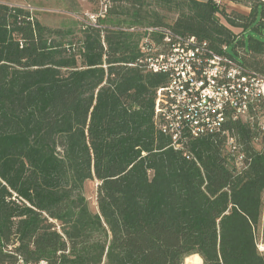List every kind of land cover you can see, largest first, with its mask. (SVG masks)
Wrapping results in <instances>:
<instances>
[{
    "label": "trees",
    "instance_id": "16d2710c",
    "mask_svg": "<svg viewBox=\"0 0 264 264\" xmlns=\"http://www.w3.org/2000/svg\"><path fill=\"white\" fill-rule=\"evenodd\" d=\"M104 1L79 30L0 3V264H264L261 126L224 127L250 162L240 175L225 136L176 151L157 115L169 77L141 63L145 39L171 33L264 76V1Z\"/></svg>",
    "mask_w": 264,
    "mask_h": 264
},
{
    "label": "built area",
    "instance_id": "2783aa9c",
    "mask_svg": "<svg viewBox=\"0 0 264 264\" xmlns=\"http://www.w3.org/2000/svg\"><path fill=\"white\" fill-rule=\"evenodd\" d=\"M221 2L215 0L218 5ZM106 8L92 17L95 24ZM154 31L157 29L149 30ZM164 44L163 48L154 49L153 41L146 38L144 50L148 56L141 62L149 72L169 77V84L159 93L157 103L161 131L171 138L172 147L181 152L198 139L225 136L227 161L236 174H243L250 166L244 147L224 127L229 121H240L253 130L261 126L264 132V122L260 124L264 120V76L247 71L229 55L216 53L194 37L168 33ZM255 241L258 252L264 255V197ZM17 264L27 263L20 259Z\"/></svg>",
    "mask_w": 264,
    "mask_h": 264
},
{
    "label": "rangeland",
    "instance_id": "374dc122",
    "mask_svg": "<svg viewBox=\"0 0 264 264\" xmlns=\"http://www.w3.org/2000/svg\"><path fill=\"white\" fill-rule=\"evenodd\" d=\"M0 3L7 4L15 7H23L29 10L39 21L51 28H72L79 30L83 24H95L92 19L104 8V0H0ZM222 3V2H221ZM221 3L219 5H221ZM225 11L228 14L233 12H240L248 14L250 9L244 5L234 4L227 2ZM224 24L226 21L221 17ZM239 33V30H235ZM255 38L264 41V29L261 33H252ZM243 56V51H239ZM229 53L235 55L233 50ZM261 148V145H258ZM98 182L91 181L86 184L85 196L90 202V207L95 211L96 207V194Z\"/></svg>",
    "mask_w": 264,
    "mask_h": 264
}]
</instances>
